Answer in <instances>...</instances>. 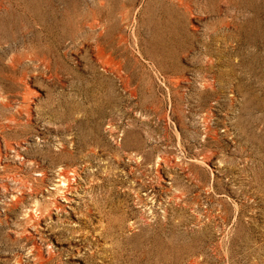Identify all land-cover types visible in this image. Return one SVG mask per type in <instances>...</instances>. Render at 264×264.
I'll list each match as a JSON object with an SVG mask.
<instances>
[{
	"label": "rangeland",
	"instance_id": "1",
	"mask_svg": "<svg viewBox=\"0 0 264 264\" xmlns=\"http://www.w3.org/2000/svg\"><path fill=\"white\" fill-rule=\"evenodd\" d=\"M0 264H264V0H0Z\"/></svg>",
	"mask_w": 264,
	"mask_h": 264
},
{
	"label": "bare ground",
	"instance_id": "2",
	"mask_svg": "<svg viewBox=\"0 0 264 264\" xmlns=\"http://www.w3.org/2000/svg\"><path fill=\"white\" fill-rule=\"evenodd\" d=\"M130 156V155H129ZM67 169V168H66ZM75 169V168H74ZM72 173H73V170H72ZM69 174H71V173H69V171L68 170H63V168L62 169H59L58 170V172H57V182L55 183V185L57 186V188H59L60 190L61 189H63V187L65 186V187H67L66 185H68V186H70L69 184H70V182H72V178L70 177V175ZM54 180V179H53ZM75 181V180H74ZM79 185V184H78ZM76 189V188H75ZM58 190V189H57ZM59 191V190H58ZM65 191V190H64ZM67 191V190H66ZM71 191V190H70ZM61 191H59L58 192V194L60 193ZM63 192V191H62ZM67 192H69V191H67ZM77 194V193H76ZM94 194V193H93ZM139 194V193H138ZM55 195V194H54ZM61 195V194H60ZM64 195V194H63ZM137 195V194H136ZM13 197V196H12ZM65 197V196H64ZM63 197V198H64ZM62 198V199H63ZM67 198V197H66ZM61 199V198H60ZM69 199V198H68ZM64 200H66L65 198H64ZM71 200V199H70ZM137 200V199H136ZM141 200V199H140ZM35 203V202H34ZM59 205V204H58ZM63 205V204H62ZM52 206V205H51ZM57 206V205H56ZM55 206V207H56ZM147 206V205H146ZM50 207V206H49ZM54 207V208H55ZM61 206H59V208H60ZM60 210V209H59ZM111 210V209H110ZM57 211V210H56ZM32 212V211H31ZM28 213V212H27ZM44 213V212H43ZM142 215V214H141ZM32 216V215H31ZM36 217V216H35ZM37 218V217H36ZM142 218V217H141ZM128 222V221H127ZM101 228V227H100ZM124 229V228H123ZM96 231V230H95ZM106 235V234H105ZM106 239V238H105ZM115 244V243H114ZM106 249V248H105ZM111 251V250H110ZM121 254V253H120ZM40 255V254H39Z\"/></svg>",
	"mask_w": 264,
	"mask_h": 264
}]
</instances>
